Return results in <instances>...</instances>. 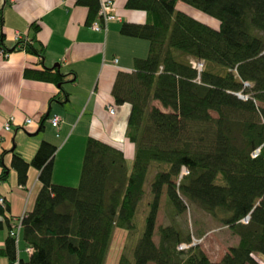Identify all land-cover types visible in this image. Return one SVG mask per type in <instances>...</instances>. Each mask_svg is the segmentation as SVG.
<instances>
[{
  "label": "trees",
  "instance_id": "16d2710c",
  "mask_svg": "<svg viewBox=\"0 0 264 264\" xmlns=\"http://www.w3.org/2000/svg\"><path fill=\"white\" fill-rule=\"evenodd\" d=\"M177 2L214 18L216 27L177 9ZM75 3L87 7V24L98 18L105 28L100 0ZM125 7L144 11L146 19L122 22L120 34L148 44L132 69L116 74L111 89L116 104L130 105L125 136L134 156L129 161L121 149L87 137L78 182L63 185L52 181L53 143L42 139L30 160L12 152L9 165L3 150L0 182L12 169L24 188L32 167L40 187L32 208L13 219L0 194V229L7 225L0 258L7 264H104L113 230L119 229L127 235L116 264H264V0H126ZM30 29L12 48L0 36V54L18 49L41 58L39 26ZM194 60L202 62L200 72ZM23 76L58 85L60 95L50 99L60 102L68 98L61 85L75 80L74 72L48 67L24 68ZM237 91L248 97H237ZM147 182V212L136 238L134 217ZM163 192L170 221L156 225ZM189 204L238 237L218 261L198 245L177 248L192 237L175 220ZM21 240L26 257L20 256Z\"/></svg>",
  "mask_w": 264,
  "mask_h": 264
},
{
  "label": "crops",
  "instance_id": "0c3cea01",
  "mask_svg": "<svg viewBox=\"0 0 264 264\" xmlns=\"http://www.w3.org/2000/svg\"><path fill=\"white\" fill-rule=\"evenodd\" d=\"M105 2L110 3L112 13L118 18L108 20L104 29L93 30L86 22L87 7L76 4L75 0H0V36L4 46L12 48L16 34L29 37L32 23L38 24L36 37L44 46L41 58L18 49L6 56L0 54V153L4 150V164L9 165L12 152L30 160L44 139L57 147L52 181L76 185L87 137L121 149L129 161L133 158L134 144L125 136L130 105L116 104L111 89L116 74L132 69L133 59L144 57L148 47L143 39L120 34V24L124 21L143 23L146 14L126 8V0H100V4ZM176 8L192 13V7L182 2H177ZM211 23L216 27V21ZM114 58L117 60L113 61ZM43 67L57 68L62 73L74 72L75 80L61 85L68 93L64 102L50 99L60 95L58 85L23 76L24 68ZM70 78L71 74L65 79ZM111 105L114 107L112 114L108 112ZM52 114L62 118L57 127L49 122ZM10 116L11 128L5 130L4 123ZM28 117L30 123L25 122ZM37 174L36 169H28L24 188L16 183V173L12 169L7 181L0 182V194L9 205L6 215L11 219L31 209L40 187ZM2 234L0 245L7 232ZM124 234L114 235L115 243L120 240L118 256ZM234 239L237 244L238 237ZM118 256L114 253L106 257L104 264H116ZM215 259L212 261L220 258ZM0 264H7L6 259L0 258Z\"/></svg>",
  "mask_w": 264,
  "mask_h": 264
},
{
  "label": "rangeland",
  "instance_id": "374dc122",
  "mask_svg": "<svg viewBox=\"0 0 264 264\" xmlns=\"http://www.w3.org/2000/svg\"><path fill=\"white\" fill-rule=\"evenodd\" d=\"M180 9V8H177ZM183 10V9H180ZM192 13H189V15L195 17L197 20L202 21L204 23H207L209 25H213L211 21H216L214 18H211L210 16L199 12L192 8ZM188 14V13H187ZM217 23V21H216ZM237 92H233V94H236ZM152 104L159 106L160 109L163 110V108L160 106L159 101L153 100ZM50 122V119H49ZM156 170V167L153 165L149 169V176L148 181L153 176L154 171ZM145 193L143 195V198L138 203V208L136 215L134 217V222L136 225V233L134 234L136 238L140 235L142 228H143V218L146 214V201L149 198V187L148 182L145 186ZM33 205H31L30 208H32ZM6 214V212H5ZM0 220L4 221V217L0 214ZM178 224L181 226V228L184 230V232H188L191 237L190 241L188 242H181L178 245H182L180 250H186L191 246L198 245L204 253L210 257L214 256V258H211L212 260L219 259L221 256L226 252L227 248L230 245L235 244L234 234L230 232V230L226 226H222L215 218H212L208 212L200 208L199 206L195 204H189L186 207V210L179 215L175 219ZM170 221V211L168 209V206L166 205L165 195L164 192L161 195L160 202H159V209L157 213V220L156 225L165 224ZM7 232V225L5 222H3V227L0 229V234L4 235V233ZM115 233L116 234H123L125 232H122L119 229L113 230V238L110 241V245L108 247L107 251V258L109 256L112 257L114 253L118 256V249L120 246H118V243L120 242L119 239H117L118 243H115ZM124 239L122 240V247L124 246L126 242V235L124 234ZM236 237V236H235ZM135 238V237H134ZM157 238V237H155ZM131 241H133V237L131 238ZM130 245L132 242H130ZM229 245V246H228ZM19 247L21 248V254L23 257H26V253L23 252V243L22 240L19 242ZM106 258V259H107ZM215 259V260H216Z\"/></svg>",
  "mask_w": 264,
  "mask_h": 264
},
{
  "label": "built area",
  "instance_id": "2783aa9c",
  "mask_svg": "<svg viewBox=\"0 0 264 264\" xmlns=\"http://www.w3.org/2000/svg\"><path fill=\"white\" fill-rule=\"evenodd\" d=\"M98 16L101 17L99 19H102L104 23H106L108 20H112V19H117L118 16L115 14V13H112V9L110 7V3L109 2H105V3H101L100 4V7H99V10H98ZM89 26L93 29V30H100L102 28L98 18L97 19H94L90 22ZM20 35L19 34H16V38H19ZM116 61V60H114ZM192 63V66L197 70V72H200L202 70V62L201 61H191ZM243 86H249V83L244 81L243 82ZM237 97L241 98V99H246L248 97V95L242 91H237L236 93ZM108 112L110 114H112L114 112V107L111 105V106H108ZM12 120V117L10 116L8 118V120L4 123V126L3 128L4 129H8L9 127V122ZM62 121V118L57 115V114H53L51 117H50V123L52 126L54 127H57L60 122ZM25 122L26 123H30L31 122V118H26L25 119ZM258 152V149H255L253 152H252V155H256V153ZM182 172L183 173H186L187 172V169L185 167L182 168ZM3 201L4 199L2 197H0V205L3 204ZM249 219V216L248 215H245L241 221L246 223ZM14 227V226H13ZM13 234V232H11V235ZM182 245H178L177 248H181ZM26 251L27 252H30L31 251V248H26Z\"/></svg>",
  "mask_w": 264,
  "mask_h": 264
},
{
  "label": "bare ground",
  "instance_id": "6f19581e",
  "mask_svg": "<svg viewBox=\"0 0 264 264\" xmlns=\"http://www.w3.org/2000/svg\"><path fill=\"white\" fill-rule=\"evenodd\" d=\"M97 15V14H96ZM3 49V48H2ZM3 52V51H2ZM191 65V64H190ZM182 175V174H181Z\"/></svg>",
  "mask_w": 264,
  "mask_h": 264
}]
</instances>
